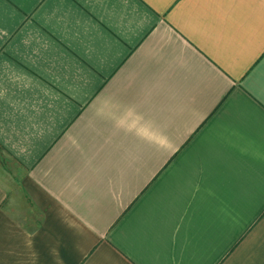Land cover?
<instances>
[{"label": "crops", "instance_id": "crops-1", "mask_svg": "<svg viewBox=\"0 0 264 264\" xmlns=\"http://www.w3.org/2000/svg\"><path fill=\"white\" fill-rule=\"evenodd\" d=\"M0 147V264H264V0H0Z\"/></svg>", "mask_w": 264, "mask_h": 264}, {"label": "rangeland", "instance_id": "rangeland-1", "mask_svg": "<svg viewBox=\"0 0 264 264\" xmlns=\"http://www.w3.org/2000/svg\"><path fill=\"white\" fill-rule=\"evenodd\" d=\"M19 175V167L15 161L6 154V152L0 147V177L10 182L13 186L17 183ZM16 191V187L12 188Z\"/></svg>", "mask_w": 264, "mask_h": 264}, {"label": "clouds", "instance_id": "clouds-1", "mask_svg": "<svg viewBox=\"0 0 264 264\" xmlns=\"http://www.w3.org/2000/svg\"><path fill=\"white\" fill-rule=\"evenodd\" d=\"M127 116L129 119H134L139 116V113L136 111V109L133 106H128L127 108Z\"/></svg>", "mask_w": 264, "mask_h": 264}]
</instances>
